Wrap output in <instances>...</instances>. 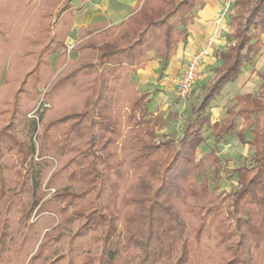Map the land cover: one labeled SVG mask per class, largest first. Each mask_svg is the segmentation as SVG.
<instances>
[{
    "label": "trees",
    "instance_id": "obj_1",
    "mask_svg": "<svg viewBox=\"0 0 264 264\" xmlns=\"http://www.w3.org/2000/svg\"><path fill=\"white\" fill-rule=\"evenodd\" d=\"M72 1L65 0L53 26L72 25L74 11L80 9ZM203 6L204 0H136L117 25L94 21L80 27L75 51H92L94 60L50 81L46 92L80 71L93 75L92 95L83 109H68L48 121L31 120L35 145L19 140L15 132L27 114L21 100L30 79H39L46 58L65 48L59 32L48 34L50 42L23 75L0 127V153L3 148L16 157L14 183L0 174V264H264V101L241 96L248 106L227 109L223 122L211 123L208 111L223 87L260 52L264 0H233L234 41L217 52V74L191 107L179 135L153 141L147 107L152 94L138 91L129 75L143 68L147 52L154 50L159 81ZM113 31L96 42L98 35ZM117 83L121 97L115 95ZM236 117L252 135L247 140L240 129L238 138L254 147L251 162L233 170L238 188L223 192L198 183L207 165L219 166L215 149L195 157L203 125L211 126L218 145L237 128ZM68 151L73 156L48 177L35 170L42 160ZM126 158L137 173L134 187L123 185ZM63 178L66 185L56 186ZM47 218L51 224L41 228Z\"/></svg>",
    "mask_w": 264,
    "mask_h": 264
},
{
    "label": "rangeland",
    "instance_id": "obj_2",
    "mask_svg": "<svg viewBox=\"0 0 264 264\" xmlns=\"http://www.w3.org/2000/svg\"><path fill=\"white\" fill-rule=\"evenodd\" d=\"M232 2L233 0H225L223 7L214 19L213 29L210 33L215 29L217 19H219L218 26L221 32L217 36L214 48L204 63L198 79L186 98L180 99L177 97L173 87L170 91H165L162 95H159V89L156 88L155 84L152 87L145 88L146 91L138 90L152 94V101L147 107L151 112L150 126L155 134L153 141L161 140L167 134L179 135L183 121L190 114L191 107L199 103L206 87L214 80L217 69L221 65L217 52L225 51L234 41L231 35L232 27L229 18L232 12ZM64 3L65 0H0V127L4 124L5 110L11 103L23 75L34 67L38 60L39 50L50 42L48 41V34L57 31L61 37H64L65 51L63 52L64 49L60 48L53 55L46 58L45 64L41 66V77L34 80L30 79L26 92L22 94L21 106L27 114L18 120L15 135L19 140L31 141L35 145H37V142L34 137L35 132L32 130L31 120L38 121L37 119H42L48 121L68 109H83L88 104L93 92V75L84 74L80 71L75 72L71 80L64 81L58 87H53L48 93L46 92L50 81H55L59 77L72 73L73 69L81 62L94 60L95 58L92 51H75L74 46L81 38L79 29L77 26H73V18L72 25L68 28L65 25L53 26V19ZM72 3L75 8L80 7L79 10H81L85 1L81 3L73 0ZM118 7V0H112L111 11L97 21L104 23L105 27L117 25L121 22V12ZM79 10L74 11V14ZM48 29L50 32H48ZM115 32L103 33L98 35L95 40L99 42L103 38L111 37ZM242 68L243 72L246 73L243 84L241 86L235 84L227 86L210 102L208 111L211 123L214 121L223 122L229 108L238 109L242 106H248L249 101L241 99L240 97L243 95H239L240 93L249 92L253 97L264 101V49L261 48L252 62L245 64ZM130 79H132L131 76ZM159 81L156 77L155 82L159 83ZM116 88L115 95L121 97V83H117ZM155 90L157 91L154 92ZM227 95L228 97H226ZM115 115H117L116 112L113 116ZM119 115L121 117V112ZM236 122L238 124L237 128L218 145L213 142V129L211 126L208 124L203 125L201 129L203 140L197 148L195 157L199 158L211 149H215L219 166L215 169L212 165H207L206 169L197 176L198 183L209 187L217 186L219 191L223 192L238 188L237 177L233 170L251 162L254 147L249 143L240 141L236 133L238 130L245 129L247 140H250L252 135L249 128H245L241 117H236ZM119 127L121 129V122ZM38 131L39 125L36 126V132ZM73 154L74 152L68 151L58 157L51 155L38 163L35 170H38L43 178L48 177L55 168L62 166ZM121 156L120 151L117 150L115 159L119 161L122 159ZM15 159L16 157L11 152L2 148L0 174L10 185L16 179L13 168ZM128 160L129 158H126L124 161L122 181L125 187H134L139 181L136 176L137 173L134 174L128 168ZM119 181L121 183L120 178ZM55 185L63 187L66 185V178L56 180ZM51 222L52 219L47 218L40 227L48 226Z\"/></svg>",
    "mask_w": 264,
    "mask_h": 264
},
{
    "label": "crops",
    "instance_id": "obj_3",
    "mask_svg": "<svg viewBox=\"0 0 264 264\" xmlns=\"http://www.w3.org/2000/svg\"><path fill=\"white\" fill-rule=\"evenodd\" d=\"M112 0H87L82 6L81 10L77 11L73 16V26L79 29L82 26H88L94 21L102 18L108 14L111 9ZM119 11L121 12V20L126 18L133 10L136 0H118ZM225 0H204V6L197 10L194 21L188 25V37L185 43L179 42L177 44L174 55L168 61L166 70L160 79L159 83L155 82L159 70V58L156 56L154 50L147 52L148 60L143 68L136 72H131V78L136 83L137 90L146 91L145 88L152 87L154 84L159 89V95L165 91H170L175 88L173 79L180 72L183 64L191 56V54L204 44L205 37L211 32L214 25V19L217 13L221 10ZM264 49V33L261 35ZM246 73L243 68L238 77L228 82L224 87L238 85L241 86L245 81ZM222 92V91H221ZM236 94V93H235ZM249 94V92L240 93L239 95ZM238 95V96H239ZM228 97V95L226 96Z\"/></svg>",
    "mask_w": 264,
    "mask_h": 264
},
{
    "label": "built area",
    "instance_id": "obj_4",
    "mask_svg": "<svg viewBox=\"0 0 264 264\" xmlns=\"http://www.w3.org/2000/svg\"><path fill=\"white\" fill-rule=\"evenodd\" d=\"M219 19L216 20L215 29L204 40V44L196 49L183 64L180 72L173 79L177 97L186 98L198 79L200 72L212 49L214 48L217 36L220 34Z\"/></svg>",
    "mask_w": 264,
    "mask_h": 264
}]
</instances>
